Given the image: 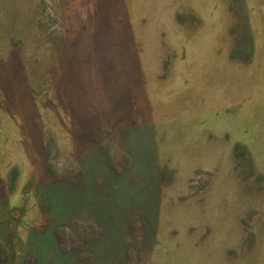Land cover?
Wrapping results in <instances>:
<instances>
[{
	"label": "rangeland",
	"instance_id": "1",
	"mask_svg": "<svg viewBox=\"0 0 264 264\" xmlns=\"http://www.w3.org/2000/svg\"><path fill=\"white\" fill-rule=\"evenodd\" d=\"M0 264H264V0H0Z\"/></svg>",
	"mask_w": 264,
	"mask_h": 264
}]
</instances>
